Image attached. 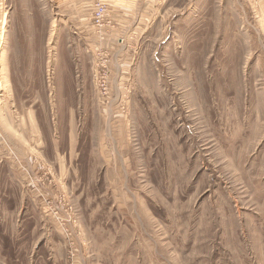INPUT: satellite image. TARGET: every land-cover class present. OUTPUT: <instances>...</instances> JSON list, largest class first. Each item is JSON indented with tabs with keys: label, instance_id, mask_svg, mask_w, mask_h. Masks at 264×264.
<instances>
[{
	"label": "rangeland",
	"instance_id": "374dc122",
	"mask_svg": "<svg viewBox=\"0 0 264 264\" xmlns=\"http://www.w3.org/2000/svg\"><path fill=\"white\" fill-rule=\"evenodd\" d=\"M0 264H264V0H0Z\"/></svg>",
	"mask_w": 264,
	"mask_h": 264
}]
</instances>
